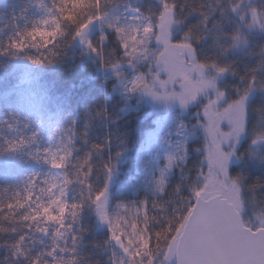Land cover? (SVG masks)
<instances>
[{"label": "snow or ice", "instance_id": "6c2138e0", "mask_svg": "<svg viewBox=\"0 0 264 264\" xmlns=\"http://www.w3.org/2000/svg\"><path fill=\"white\" fill-rule=\"evenodd\" d=\"M219 2L220 0H217L218 4ZM112 3L113 0H53L55 15L42 22L45 25L51 24L52 27L50 29L37 27L21 33L20 40H13L9 46L17 50H22L26 44H31L35 48L46 47L55 43L58 36L66 35L62 30V24L67 22L73 26V30L68 34L70 38L66 44H71L79 38L82 45L100 57L102 66L116 69L122 62L132 64L135 54L141 48L147 51L153 40L162 45L155 58L159 70L152 74V80L147 81L145 74L141 72L131 82L130 88L127 85L125 87L132 92L145 91L154 98L178 100L182 108L197 102L200 94L206 95V102L201 104L196 113L205 141L202 144L203 155L197 173L199 186H191V197H181L182 213H174L172 217L165 216L162 227L153 229V222L161 223L154 210L162 209L163 204L155 199L141 200L139 203L133 202L132 206L121 204L116 211H110L107 187L97 188L88 181L93 171V165L90 163L91 152H89L79 159L78 166L74 165L77 167L74 179L65 172L62 182L57 181L56 177L46 178L43 181L47 187H42L39 191L48 199L38 203L35 208H32L31 204L35 203L32 197L33 189L37 185L34 179L29 180L22 197L17 193L13 201L0 203V221L13 220L16 211L27 207L29 211L21 215L19 220L37 221L43 217L44 221L55 222L63 227L66 215H71L75 223L80 213L88 207L94 210L99 224L107 228L108 236L102 243L108 245L115 241L121 249L122 254L117 255L113 251L109 257L111 264H171L173 259L175 264H264V229L259 232L257 229L248 230L242 223V211L246 202L253 204L259 202L264 206V191L258 193V190H264V183L245 184L241 177L230 175L228 170L231 158L236 155V146L241 136L248 134L250 105L257 93L264 99V46L254 53L256 66L249 68L244 75H239L243 87L237 86L235 93L230 95L218 86L217 80L230 71L233 76H237L238 73L232 70L230 64L219 65L214 61H203L197 53L196 45L205 38L204 29L208 28L207 21L211 15L203 11L205 7L203 3L188 6L189 14L196 13L202 19L189 24L182 37L172 35V25L182 22L178 17L179 13L184 11L185 3L178 4L177 0H159L158 11L145 15L140 9H135L137 15L129 18L134 23L128 24H121L117 16L109 17L108 6ZM219 11L223 16L229 13L234 15L235 22L239 25L228 33L223 31L221 23H214L216 28L214 35L217 41L221 38L231 41L227 47H223L224 52L247 44L248 33L253 30L264 33V3L256 4L253 0H227L226 5L220 7ZM46 12H52V9H46ZM94 21H100L112 30L119 41L120 56L130 59L123 61L118 57L115 61L105 63L103 44L108 37L102 36L100 42L96 44L87 35L89 26ZM245 29L247 32L244 31ZM37 40L38 43L33 42ZM52 55L56 56L58 53L53 52ZM27 58L37 64L43 62L32 56ZM47 62L53 63L52 60ZM132 67L135 68V65ZM208 70H212L215 74L206 75ZM161 72L167 73V79L160 78ZM192 73L196 74V79L192 78ZM116 75L119 77L121 74L117 72ZM177 77L182 78L179 91L156 90L157 86L166 89L167 85L174 83ZM254 110L264 112V107ZM225 128L227 131L224 130ZM230 141L231 148L225 151L223 145ZM72 142V137L69 136L68 143L64 145L59 156L56 152L45 149L48 152L45 162L53 168H65L72 155V149L69 147ZM259 143H264V128L252 134L251 145ZM19 147L20 144L13 142L5 151ZM91 147L98 151L102 150L104 145L93 144ZM177 150L182 153L179 159L186 160L187 144L180 145ZM252 155L255 156V152ZM261 159L264 160V157ZM176 160V155H168L166 168L172 169ZM85 166H87L86 171H84ZM105 167L111 171L108 165ZM166 176L167 172L162 170L156 182V191L162 197H166ZM74 180L84 185V188L80 200L69 203L66 199L68 185ZM180 190L181 185H176L175 192L179 193ZM36 199L40 200V197L37 196ZM70 229L71 225H68L66 231ZM37 230L47 232L46 228L37 227ZM15 231V228L8 229L0 224V233ZM62 235L59 229L53 233L55 247L46 253L53 258L51 264H79L81 258L74 255H69L67 258L54 256L56 248H59L55 238ZM24 239L25 236L20 235L14 241H5L10 256L5 255L4 261H8L10 257L23 256L25 264H50L48 260L42 261L40 256H28L22 247ZM76 239V236H73V244L76 243ZM216 249H222V254L219 256L213 254ZM59 250L70 254L76 251L74 247H62Z\"/></svg>", "mask_w": 264, "mask_h": 264}, {"label": "trees", "instance_id": "16d2710c", "mask_svg": "<svg viewBox=\"0 0 264 264\" xmlns=\"http://www.w3.org/2000/svg\"><path fill=\"white\" fill-rule=\"evenodd\" d=\"M177 3H185V8L178 17L182 22L175 23V36L182 37L189 24L202 19L196 13L189 14V5L197 6L203 3V11L211 13L207 21L208 28L204 29L206 36L196 45L197 53L203 61L231 65L238 75L233 76L231 71L224 74L220 85L228 94H234L237 86L243 87L239 75H244L249 68L256 66L254 53L264 46V33L253 30L248 33L247 44L224 52L223 47H227L231 41L224 38L217 41L214 23H221L223 31L228 33L239 27L234 15L229 13L223 16L219 11L220 7L226 5L227 0H220L219 4L217 0H177ZM253 3H264V0H253ZM124 5H132L134 10L140 9L145 15L158 11L160 7V3L153 0H113L108 6V13ZM46 9H52V12H46ZM53 15V0H0V53H3L0 54V203L13 201L17 193L22 197L28 181L34 179L37 187L33 189L32 200L35 203H32L31 207L35 208L38 203L48 199L39 191L40 188L47 187L43 181L56 177L57 181L62 182L65 172L74 179L77 174V167L74 165L78 166L79 159L89 152L93 171L88 181L97 188L108 187L110 178L117 170L122 176L128 174L129 169H125L128 168L125 155L133 157L146 132L153 129L152 118L144 109L123 112L122 101L112 92L113 81L106 80L105 77L106 71L112 69L111 67L102 66L96 53L85 54L76 44V40L66 44L70 38L68 34L73 30L71 24L63 23L62 30L66 35L58 36L55 43L46 47L35 48L26 44L22 50H17L9 46L13 40H20L21 33L37 27L50 29L51 24L45 25L42 22ZM244 31L247 32L246 29ZM95 32L91 40L96 44L100 42V33L108 37L103 44L105 63L115 61L118 57L124 61L120 56L121 49L115 35L108 31ZM53 52L58 55L53 56ZM28 56L43 62L33 63ZM44 57L47 59H43ZM47 60H52L53 63L49 64ZM200 106L201 103H198L196 111ZM257 115L262 118L264 112H257ZM253 120H256V115L251 113L249 135L264 128L261 122L254 127ZM69 136L73 141L69 144L72 149L70 162L63 169L53 168L45 162L48 156L45 149L56 152L59 156L64 145L68 143ZM21 141L24 143L21 144ZM13 142L20 144V147L5 151ZM93 144H102L104 147L95 151L91 147ZM187 147L188 158L184 165H179L173 170L166 185V197H151L145 193L129 197L130 199L123 197L127 200L123 204L127 203L128 206H132L133 202L153 199L163 204L162 209L154 210L161 223L153 222V229L162 227L165 216L172 217L174 213H182L181 197H191V186L200 184L197 173L203 155L201 144L192 142ZM241 155L244 164H247L246 158L250 155L240 151L238 157ZM105 165H108L111 171ZM86 170L87 166L84 171ZM243 181L245 184L264 183V178L250 175L245 176ZM176 185H181L179 193L175 192ZM83 188L84 185L74 180L68 185L67 201H79ZM37 196L40 200L36 199ZM116 202L115 200L112 205ZM27 211V207L20 209L15 212L13 220L0 221V224L8 229H16L15 232L0 233V264H25L23 256L3 260L5 255L10 256L5 241H14L20 235L25 236L22 247L28 256H40L42 261L48 260L51 264L53 258L46 253L55 247L53 233L57 229L63 233L61 237L55 238L59 248L74 247L76 251L71 254L62 253L56 248L55 257L67 258L74 255L81 258L79 264H111L109 257L113 251L117 255L122 254L115 241L108 245L102 243L107 239L108 233L97 226L93 209L85 207L75 223L71 215H66L63 227L55 222L44 221L43 217L37 221L19 220ZM68 225H71V229L66 231ZM37 227L46 228L47 232L38 231ZM73 236L77 238L75 244Z\"/></svg>", "mask_w": 264, "mask_h": 264}, {"label": "rangeland", "instance_id": "374dc122", "mask_svg": "<svg viewBox=\"0 0 264 264\" xmlns=\"http://www.w3.org/2000/svg\"><path fill=\"white\" fill-rule=\"evenodd\" d=\"M153 1L159 3V0ZM134 4L133 2L132 5ZM132 5H124L123 7L112 10L108 13L109 17H119V22L121 24L134 23L129 19L137 15ZM95 31H108L113 33L111 29H108L106 25L100 21H94L93 24L89 26L87 32L89 39L95 36ZM176 34L177 30H175L174 23L172 25V35L175 36ZM99 35L100 38L103 36L102 33ZM117 42L119 43L118 40ZM76 44L85 54L91 53V50H88L79 42V38L76 39ZM161 49L162 45L153 40L147 47V51L141 48L135 54V58H132V64L123 62L118 68H112L106 71V80L113 81L112 92L122 101L123 112L144 109L149 116H151L153 123V129L146 132L145 138L134 156L125 155L126 164L128 165V168L125 169H129L127 171L128 174L126 173L122 176L120 171L117 170L110 178L107 187V199L110 211H116L119 205L127 202L123 197L133 198L140 193H145L151 197L160 196V193L156 191V182L161 171L164 170L167 172L165 178L168 183L173 170L179 165H184L188 158L187 154L186 160L182 161L179 159L182 155V153L177 150L180 145L187 144L188 146V144L192 142H199L202 152V144L205 141L203 130L197 122L199 117L196 115V108L198 103L202 104L206 102L207 97L205 94H200V99L197 102L190 104L187 108H182L178 100L165 99L163 97L154 98L145 91L137 90L132 92L125 87L127 85L130 88L131 82L141 72L145 74V79L147 81L152 80V74L159 70L155 63V58ZM123 58L124 61L130 59L128 57ZM186 58L187 57H185V59ZM132 65H135V68H133ZM117 72L121 74L119 77L116 75ZM214 74L212 70L206 72V75L209 76ZM160 78L167 79V73L161 72ZM192 78H197L195 73H192ZM181 79V77H177L176 81L167 85L166 89H160L157 86L156 90L159 92L179 91ZM222 82L223 76L217 80L218 86ZM219 87L222 89L221 85ZM209 94H211V90H209ZM252 104V108L250 107L249 109V115L251 113L256 115V120H253V126L255 127L258 125L259 122H261V125H264V120H262L261 115L259 117L257 111L254 110L255 108L264 107V99L260 97L259 93H257ZM224 130L227 131V128ZM250 132L249 128V133ZM249 133L242 135L239 144L236 146V155L231 158L228 165L229 174L239 176L242 179L250 175L264 178V160L261 159V157H264V143L251 145L252 135H249ZM231 143L230 141L223 145L225 151L230 150ZM240 151H245L250 155L246 158L247 164H244L243 155L238 157ZM253 152H255V156L252 155ZM170 154L176 155L177 160L172 169H167V156ZM259 191L264 190H258V193ZM115 200L117 202L113 206L112 203ZM242 223L246 225L249 230L264 228V206H261L258 202L255 204L246 202L242 211ZM96 224L100 229L107 230L106 226L100 225L97 219ZM171 264H174V259Z\"/></svg>", "mask_w": 264, "mask_h": 264}, {"label": "water", "instance_id": "95a60500", "mask_svg": "<svg viewBox=\"0 0 264 264\" xmlns=\"http://www.w3.org/2000/svg\"><path fill=\"white\" fill-rule=\"evenodd\" d=\"M263 228H259V229H257V232H259L260 230H262ZM249 230V229H248ZM222 249H216L215 251H214V253L213 254H215V255H217V256H219V255H221L222 254Z\"/></svg>", "mask_w": 264, "mask_h": 264}]
</instances>
